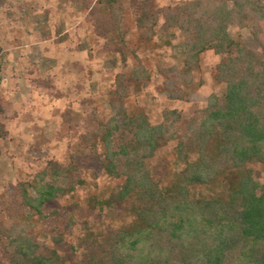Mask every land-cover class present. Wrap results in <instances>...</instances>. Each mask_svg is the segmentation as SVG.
I'll use <instances>...</instances> for the list:
<instances>
[{"label": "trees", "instance_id": "obj_1", "mask_svg": "<svg viewBox=\"0 0 264 264\" xmlns=\"http://www.w3.org/2000/svg\"><path fill=\"white\" fill-rule=\"evenodd\" d=\"M97 4L90 11L95 33L103 39L117 33L116 43L104 42L99 55H115L123 47L120 0ZM158 14L164 19L160 28L183 39L186 76L200 64L203 53L221 58L212 75L224 85V95L211 98L198 112L201 116L181 121V127L166 125L172 117L173 123L179 122L175 111L165 115V123L151 125L141 112L127 114L125 108L141 83L145 88L150 82V75L140 69L125 83L124 75L117 76L107 92L110 106L125 117L128 129H120L114 119L101 121L93 111L84 118L64 111L61 118L68 126L76 129L82 122L79 152L100 156L108 177L124 179L116 193L99 203L92 198L89 204L113 217L112 206L124 203L128 220L117 227L104 221L84 227L68 223L50 242L59 245L65 232L77 229L76 264H264V184L248 168L264 165V79L259 74L264 61L259 52L240 47L228 32L232 26L249 29L264 51V0H191L151 16L157 19ZM136 23L139 30L154 33L143 16ZM173 98L181 99L176 94ZM4 113L0 97V140L8 135ZM172 141L178 142L180 169L170 185L162 187L150 178L148 163ZM76 172V162L48 161L31 181L16 185L27 212L22 224L6 226L0 221L2 264H70L31 234L30 221L47 219L44 206L81 185ZM195 189L204 193L196 195Z\"/></svg>", "mask_w": 264, "mask_h": 264}, {"label": "rangeland", "instance_id": "obj_2", "mask_svg": "<svg viewBox=\"0 0 264 264\" xmlns=\"http://www.w3.org/2000/svg\"><path fill=\"white\" fill-rule=\"evenodd\" d=\"M187 1L191 0H120L123 47L115 55L104 56L99 55L100 48L104 42L116 43L117 33L106 39L95 33L90 11L98 6L97 0H0V97L8 132L0 140V221L6 226L25 222L27 209L17 198L16 185L31 181L48 161L60 165L76 162L75 176L81 185L46 204L47 219H31V234L39 241L54 247L70 264H76L78 230L65 232L59 245L51 244L52 234L62 233L68 223L78 227L101 221L116 227L127 223L126 204L112 206L113 217H107L105 209L101 215L97 205L89 204L92 198L97 203L109 198L124 179L108 177L100 156L80 153L78 136L82 122L75 129L65 124L61 116L72 110L84 118L93 111L101 121L114 119L120 129H128L125 117L110 106L107 92L117 76L124 75L125 83L140 69L150 75V82L145 88L141 83L139 91L126 100L125 108L127 114L141 112L151 125L165 123V115L175 111L179 122L173 123L172 117L166 125L181 127V121L199 116L198 112L206 109L211 98L221 99L224 85L218 84L212 75L221 58L212 52L203 53L200 64L186 76L182 70L181 35L160 28L164 22L161 14L157 19L151 16ZM147 12L150 15H144ZM142 16L154 33L138 29L136 22ZM228 32L240 47L259 52L264 61V51L249 29L232 26ZM259 74L264 79V64ZM175 94L181 99L174 100ZM177 144L172 141L163 145L148 163L150 178L162 187L169 186L173 174L180 169ZM248 168L254 179L264 184V165ZM193 191L196 195L204 193ZM1 246L0 240V264Z\"/></svg>", "mask_w": 264, "mask_h": 264}]
</instances>
